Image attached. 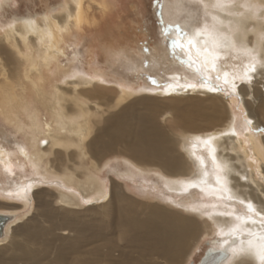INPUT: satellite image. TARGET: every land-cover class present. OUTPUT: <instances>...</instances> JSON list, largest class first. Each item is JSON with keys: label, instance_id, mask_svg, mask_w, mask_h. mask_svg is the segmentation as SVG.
Returning a JSON list of instances; mask_svg holds the SVG:
<instances>
[{"label": "bare ground", "instance_id": "obj_1", "mask_svg": "<svg viewBox=\"0 0 264 264\" xmlns=\"http://www.w3.org/2000/svg\"><path fill=\"white\" fill-rule=\"evenodd\" d=\"M119 1L61 0L0 24V117L24 137L0 135V171L14 184L1 194L9 219L0 264H180L204 236L213 237L204 256L227 254L218 264H262L264 221L247 203L264 209V0H227L222 10L217 0H164L168 43L149 52L136 36L114 35ZM86 33L89 59L80 51ZM252 57L256 72L242 80ZM159 100L167 126L150 116L161 114ZM118 158L125 165L112 175L147 191L146 204L103 175ZM16 165L28 180L14 182ZM151 172L157 179L146 187ZM12 200L23 209L35 201V215L23 224ZM96 207L92 222L77 216Z\"/></svg>", "mask_w": 264, "mask_h": 264}, {"label": "rangeland", "instance_id": "obj_2", "mask_svg": "<svg viewBox=\"0 0 264 264\" xmlns=\"http://www.w3.org/2000/svg\"><path fill=\"white\" fill-rule=\"evenodd\" d=\"M163 1L164 0H120L119 1V3H120L119 11L116 14H113V17H112L114 22L117 23L116 25L112 24L113 25L112 29L114 31V35L118 34V38H119L123 34L122 37H120V38H122V40L124 38H127L129 34H131V35H129L128 38H132L133 36H136L137 40L139 39L138 40L139 41L138 47H142L145 50L147 49V52H149V49H151V48L154 49L157 46H162V47L165 46L166 47L168 41L163 36V33H162L163 30L161 29V21H160V15H159L160 9L163 7ZM60 2H61V0H6V3L3 5V7L0 11V24H1V26H5L12 19H17V18H21L24 16H29V15L30 16L36 15V14L40 15L43 12H45L47 9L56 7ZM118 32H120V33H118ZM125 33H126V36H124ZM90 36H91L90 33L85 34V41H84L83 48H80V51H84L85 59H89L88 53L84 49L87 47L89 41L91 40ZM132 39L134 41V37ZM146 40H148V41H146ZM136 46H137V44H136ZM73 47L74 46L69 47V49L67 51L68 58H71L73 56V53H72ZM94 59L96 60V62L98 63V65L101 68H104L105 65H104L103 57L101 55H99L98 52L95 54ZM65 61H66V58H63V62H65ZM141 73H143V72H141ZM143 75H145V73H143L141 76H143ZM162 75L165 78L168 76V75H164L163 73H162ZM145 80L146 79L142 78L140 81H141V83H143V81L147 82ZM111 84H113V83H111ZM150 85L154 88L158 87L153 82ZM225 93H227V92H225ZM230 94L231 93H227V96L232 97V94L231 95ZM196 101L205 102L206 104L208 103V100L205 97H199L198 99H196ZM166 103H167L166 101H162V100H159L157 102L158 111H159V113L161 112V114H158V112H156L155 115H150L148 110L143 109V108H138L139 110H136L134 112L135 113L141 112L140 114L145 115V116L150 115L153 120L158 122V124L167 126L169 124H166V123L164 124V121L167 119V117L168 118L170 117L171 119H172V117L169 116L170 114H167L166 115L167 117H163V118L161 117L162 113L165 112V110H167L164 106ZM236 112L239 113L237 111V108H236ZM44 116H43V118H44ZM0 119H1L0 120V135L3 133L2 131H5L6 136H7V140L11 141L14 138L19 142L24 141V139H23L24 137L20 133L17 134L15 132V129L11 125H6L7 123L4 120H2L1 117H0ZM163 119H165V120H163ZM241 120L244 124L246 118L244 116H242ZM200 123L202 124V122H200ZM203 124H204V122H203ZM11 127H12V129H11ZM260 132H261V135L264 136V131H260ZM8 146L11 148V146H13V144H8ZM120 160H121V158L114 159L112 162V165H113L112 168H109V167L105 168L103 175L106 176L109 180L114 178L120 184H123L124 190L126 188V190H125L126 193L130 197H132L134 199V201L141 204V206L143 204H146L147 199L145 198V195H147V193H146L147 191L141 189L136 182H134V183L132 181L130 182L129 179L122 180V179L112 175V173H115L119 169L118 167H120V166L124 167V165H125V164H123L124 161L123 160L120 161ZM18 161L19 160H17V162ZM17 162H16V164H17ZM16 166H15L16 177L14 178L15 179L14 182L20 181L19 180L20 177H22L23 180H28L30 178L29 170L27 169L26 172H22L21 169H19V167L18 166L16 167ZM145 176L146 177H144V175H143L142 177L146 178V182H144V185L146 187H150L153 183L156 182L157 176L153 172H151L150 174H146ZM13 186H14V184L8 185L6 183V177L0 171V201H8L9 200V199L2 197V195H1V194H3L2 189L8 188L7 190H9ZM44 187H49V186L45 185ZM52 191H53V188H52ZM155 195L158 196L157 194H155ZM12 202L15 206L18 207V209L16 211L17 218L20 219L19 221H22L23 224L27 222L25 217L28 218L29 216L32 217L35 215V208H36L35 201H33V206L30 209H29V207L28 208L26 207L25 209L21 208L20 206L22 204H21V202H19L17 200L16 201L12 200ZM155 203H158V201H155ZM54 205L56 206V204H54ZM157 205H159V203ZM56 208H57V206H56ZM77 212H78V214H77L78 217L82 214L85 222H92L93 218H95L97 216L96 213H98V214L101 213L102 209L97 208V207L95 209H86L85 208V209L77 210ZM20 224H18V225H20ZM198 240H200V245H199L198 251L196 252L193 259L191 261H185V259H184L182 262H180V264H198V262L203 258L205 250L209 247V245H208L209 241H212L213 237L212 236H209V237L204 236L203 239H197L196 242H198ZM193 244H195V243H193Z\"/></svg>", "mask_w": 264, "mask_h": 264}, {"label": "snow or ice", "instance_id": "obj_3", "mask_svg": "<svg viewBox=\"0 0 264 264\" xmlns=\"http://www.w3.org/2000/svg\"><path fill=\"white\" fill-rule=\"evenodd\" d=\"M229 6H230V4H229V2H227V0H217V3L215 5H213L214 8L221 9V10L224 9V8H227ZM244 7H246L253 14H255V12L259 10V7L256 6V5H244ZM213 19L215 20L216 17L214 16ZM217 46H219V44H217ZM214 66L215 65L213 64V67ZM261 67L264 68V64H262ZM255 72H256V61H255V57H252L249 65L245 68L242 76H240L239 78L242 79V80L243 79H247L248 81H251L252 77H251L250 73H255ZM261 75L264 76V71L261 72ZM217 80H219V77H217ZM225 83H228V81L225 80ZM201 86H206V85H201ZM184 87L195 89L197 87V85L196 84H187V85H184ZM232 87L235 88V82L234 81L232 82ZM233 135H235V133H233ZM215 163H216V161H215V159H213V164H215ZM218 171H219V169H218ZM216 184L220 185V189L219 190L222 193L227 194V192L229 190L224 187V182H223L222 178L219 175L217 176ZM219 198H223V196H221ZM228 199H232V197L228 196ZM240 203L243 204V203H245V201H240ZM247 211L252 216H259L260 219L262 221H264V209H262L261 211H257L254 208L253 204L251 202H248L247 203ZM257 255L260 257V259L262 261V264H264V249H262L261 251H258Z\"/></svg>", "mask_w": 264, "mask_h": 264}, {"label": "water", "instance_id": "obj_4", "mask_svg": "<svg viewBox=\"0 0 264 264\" xmlns=\"http://www.w3.org/2000/svg\"><path fill=\"white\" fill-rule=\"evenodd\" d=\"M9 217L0 215V236L3 233V228L8 221ZM227 257V254L223 251L207 250L205 256L202 258L199 264H218Z\"/></svg>", "mask_w": 264, "mask_h": 264}]
</instances>
